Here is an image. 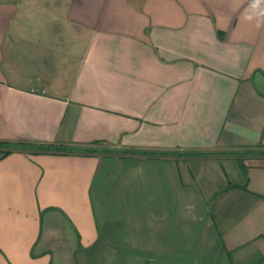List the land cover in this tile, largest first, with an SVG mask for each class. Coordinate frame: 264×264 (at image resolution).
<instances>
[{
	"label": "crops",
	"instance_id": "0c3cea01",
	"mask_svg": "<svg viewBox=\"0 0 264 264\" xmlns=\"http://www.w3.org/2000/svg\"><path fill=\"white\" fill-rule=\"evenodd\" d=\"M251 3L0 0V264H264Z\"/></svg>",
	"mask_w": 264,
	"mask_h": 264
},
{
	"label": "trees",
	"instance_id": "16d2710c",
	"mask_svg": "<svg viewBox=\"0 0 264 264\" xmlns=\"http://www.w3.org/2000/svg\"><path fill=\"white\" fill-rule=\"evenodd\" d=\"M0 148H1V155L4 156L7 153L11 152L14 149H37V150H47V151H55V150H68L72 149L71 147L62 146V145H33V144H27V143H16V142H10V141H0ZM146 152V151H142Z\"/></svg>",
	"mask_w": 264,
	"mask_h": 264
},
{
	"label": "clouds",
	"instance_id": "9594fccd",
	"mask_svg": "<svg viewBox=\"0 0 264 264\" xmlns=\"http://www.w3.org/2000/svg\"><path fill=\"white\" fill-rule=\"evenodd\" d=\"M261 5H264V0H252L250 7L257 9V11L255 14L247 15L245 17L249 22H254L257 28L264 27V9L260 8Z\"/></svg>",
	"mask_w": 264,
	"mask_h": 264
}]
</instances>
